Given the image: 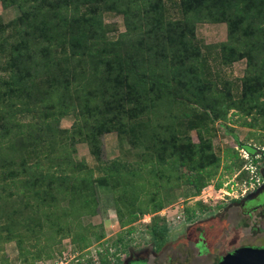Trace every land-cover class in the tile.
I'll return each mask as SVG.
<instances>
[{
    "label": "trees",
    "instance_id": "obj_1",
    "mask_svg": "<svg viewBox=\"0 0 264 264\" xmlns=\"http://www.w3.org/2000/svg\"><path fill=\"white\" fill-rule=\"evenodd\" d=\"M0 5L19 12L7 23L0 19V134L9 139L18 129L7 147L15 155L0 158V242H15L23 260L42 257L41 250L29 251L22 235H33L30 245L35 246L43 228L55 237H70L80 249L89 246L91 237L101 240L98 227H82L77 219L92 214L96 187L120 183L119 197H128L144 166L168 182L172 173L185 168V182L199 193L220 162L206 137L208 122L226 120L228 112L236 111L245 125L261 122L264 128V0H180L182 18L175 21L165 20L163 0H0ZM104 12L124 20L125 32L115 41L105 37ZM201 23L226 26V40L214 47L221 65L246 61L236 97L226 82L219 91L206 79V58L194 44L195 26ZM173 107L187 110L176 115L181 118L178 127L172 118L165 124L158 120L161 110ZM146 113L150 117L145 121L127 119ZM27 117L37 122L27 127L18 123ZM65 117L73 123L60 129ZM181 120L196 131L198 142ZM109 133L128 136L144 152L134 163L102 160L100 139ZM62 137L88 146L98 177L72 159V145ZM232 138L253 157L256 149ZM230 157L237 159L233 169L240 171L245 161L236 152ZM241 173L239 178L248 180L249 174ZM128 199L131 208L135 200ZM166 208L154 202L150 212ZM206 208L196 202L185 209L184 221H194ZM16 215H22L19 223ZM135 219L133 215L127 222ZM161 220L168 230L165 217ZM120 224L125 226L122 220ZM148 227L161 244L165 226ZM117 242L116 252L98 254L100 264L125 254L122 239ZM5 261L0 256V264Z\"/></svg>",
    "mask_w": 264,
    "mask_h": 264
},
{
    "label": "rangeland",
    "instance_id": "obj_2",
    "mask_svg": "<svg viewBox=\"0 0 264 264\" xmlns=\"http://www.w3.org/2000/svg\"><path fill=\"white\" fill-rule=\"evenodd\" d=\"M163 3L165 20L175 21L182 18L179 7L180 0H163ZM18 15L19 12L16 7L3 9L0 5V19L4 23L15 19ZM102 21L105 25V37L109 41H115L120 34L125 32L124 20L121 15L113 12H104ZM194 36V44L200 48L201 53L206 58L204 68L206 73H210V77L206 76L207 81H214L219 91L226 82L233 97L239 95L241 79L246 69V61L241 60L227 66L221 65L218 60L219 53L214 49L215 46L226 40L225 24H198L195 26ZM181 111L187 110L178 107H173L171 112L161 110L158 114V120L160 123L165 124L172 118L174 124H176L175 126L178 127V122L181 118L176 117V115L182 113ZM149 117L150 114L146 113L139 117H128L127 119L130 122H141ZM226 118V120H217L207 124L210 134L206 137H211L213 151L219 157L220 162L218 167L214 169L216 173L214 177L199 193H195L194 189L185 182L183 175L189 172L185 168L180 169L179 172L172 173L169 177L170 182H168L165 177L161 178L155 170H150V165L144 166L142 177L134 178V189H131L132 193L128 196L135 200L134 208H128L129 199L127 196L119 197L120 183V186L110 184L109 187H96L92 214L84 215L77 219L79 223L77 224L82 227L96 228V230L98 227V232H102L104 235L101 240L96 241L91 237L89 246L80 249L77 245L71 243L70 237H55V233L52 230L43 228L42 232L38 234V245H30L33 241V235H22L25 240L24 245L28 246L32 254L38 250L43 252L41 258L30 256L23 260L19 257L15 242L2 241L0 242V256L6 259L5 264H59L61 261L63 264H98L99 253L104 255L105 249H109L108 253L117 251L116 246L121 244L117 242V239H122L125 250L128 248L137 250L144 246L150 247L151 245H154L153 249L155 250L162 249L163 251L158 254L159 258L156 260L150 259L149 264H166L165 262L168 260H166L165 254L171 256L173 252L179 249L188 253L189 264H214L217 262L215 260L218 257L226 255L227 252L241 245H260L261 241L264 244V217L256 224L261 229L259 232H253L251 222L248 227L238 225L235 221L238 210L235 208L229 210L228 217H223V208L230 201L236 200L251 191L252 188L251 185L245 183L247 181L245 177L239 178L243 174L241 173L243 168L240 171L233 169L237 159L230 157V155L236 152L238 158H241V148L235 143L232 135L237 136L240 143L256 149L253 156L257 162L259 161L257 156L260 153L257 149L264 148V128L261 122H251L252 126L245 125L246 120L237 114L236 111L228 112ZM18 120L20 125L26 127L29 122H32L33 125L37 122L36 119L31 117ZM2 122L0 120V133L2 132ZM181 122L182 128L188 132L193 142H198L196 131L188 129L187 121L181 120ZM72 123V118L65 117L61 119L59 127L60 129H69ZM205 123L206 121L202 125ZM17 133L18 129L13 130L9 139L0 134V158L5 155H15V153H10L7 147L9 140L15 139ZM55 140L59 141L61 138L59 137ZM62 140L68 145H72L71 148L74 152L71 157L74 161H82L88 168L95 170L94 177L100 175L97 170L96 160L89 153V148L86 144L77 142L73 144L63 137ZM100 140V157L102 160L117 158L122 162L134 163L144 152V148H134L129 143L128 136L120 137L115 133H109L103 135ZM2 165L3 162L0 161V168ZM157 169L162 170L161 167H156ZM164 172L165 175L169 173L168 170ZM218 183H222L220 188H216ZM114 186H116L115 190L113 189ZM202 191H204V196L207 197L206 202L198 200L202 195ZM154 202H162L167 207L165 219H167V222L169 221L168 230L166 229L165 220H161L163 216L150 212ZM196 202L203 203L207 208L201 211L194 221L186 223L184 221V218H186L185 209L194 207ZM61 204L65 206L66 203L63 202ZM147 209L149 210L147 211ZM133 215H136L135 221L128 223L127 221ZM145 215L150 217L149 222L143 221ZM21 216H15L18 217L16 222L19 223L22 220ZM120 220L124 222L125 226L120 224ZM148 223L150 226L157 224L161 229L163 225L165 226L164 239L161 244L160 238L153 236ZM186 228H189V230L186 231ZM196 228H203L206 231V259L202 256L198 258L197 250L194 249V243L197 241L198 236ZM129 230L131 231L130 234L127 233ZM48 239L52 242H49ZM46 252L48 256L45 254ZM122 256L120 255V258ZM168 264L177 263L169 261Z\"/></svg>",
    "mask_w": 264,
    "mask_h": 264
},
{
    "label": "flooded vegetation",
    "instance_id": "obj_3",
    "mask_svg": "<svg viewBox=\"0 0 264 264\" xmlns=\"http://www.w3.org/2000/svg\"><path fill=\"white\" fill-rule=\"evenodd\" d=\"M259 161L256 163L258 164V178H259V185L255 188H253L248 193H245L240 198H237L236 200L230 201L228 205H226L223 208V217H228V212L230 209L235 208L237 209L236 213V223L238 225H242L243 227H248L249 223L251 222V227L253 232H259L261 229L257 227V223L261 221V218L264 217V178L261 176L262 170H264V150L261 151L258 154ZM259 187H263L261 190V193L258 195H252ZM197 229V228H196ZM189 228H186V231H188ZM197 241L194 243V249L197 250V257L200 258L205 257L206 259V231L203 228L197 229ZM261 241L260 245L257 244H246L241 245L234 250L242 247H254V248H264V244ZM154 245H151L150 247H141L137 250H132L131 248H128L125 251V254L120 259H113L110 260L111 263L109 264H149V260H156L159 258L160 251H163L162 249H153ZM234 250L227 252L231 253ZM184 252V253H183ZM164 253V252H163ZM188 253L185 251H182L181 249L177 250L176 252H173L171 256H166L167 262L169 261H175L177 264H189L190 259L188 258ZM224 256V255H223ZM222 255L218 257L215 261H217L214 264H217L220 259L223 257ZM173 260H171V259ZM100 264V263H98Z\"/></svg>",
    "mask_w": 264,
    "mask_h": 264
},
{
    "label": "water",
    "instance_id": "obj_4",
    "mask_svg": "<svg viewBox=\"0 0 264 264\" xmlns=\"http://www.w3.org/2000/svg\"><path fill=\"white\" fill-rule=\"evenodd\" d=\"M264 178V170L261 172ZM259 187L252 195L261 193ZM217 264H264V248L242 247L224 255Z\"/></svg>",
    "mask_w": 264,
    "mask_h": 264
},
{
    "label": "built area",
    "instance_id": "obj_5",
    "mask_svg": "<svg viewBox=\"0 0 264 264\" xmlns=\"http://www.w3.org/2000/svg\"><path fill=\"white\" fill-rule=\"evenodd\" d=\"M263 150H264L263 148L262 149H257V151H259V152H261ZM240 156H241V159H243L245 161V164L243 166V170L246 171L249 174V178H248V180L245 183L251 185L252 186L251 190H252L253 188H255V187H257L259 185V178H258V174H257V171H258V167L257 166H258V164L254 162L255 161L254 156L253 157L249 156L247 154V152L245 150H243V149L240 150ZM257 158H258V156H257ZM201 193H202V195H201V197L198 198V200H202V202H206V198L207 197L204 196V191H202ZM166 210H167V208L162 210L159 213V215L165 217ZM149 219H150V217L145 215L143 221L144 222H149ZM59 264H63L62 261L59 262Z\"/></svg>",
    "mask_w": 264,
    "mask_h": 264
}]
</instances>
